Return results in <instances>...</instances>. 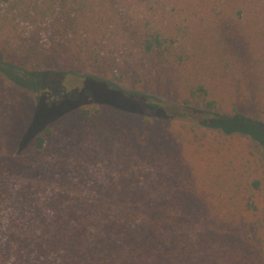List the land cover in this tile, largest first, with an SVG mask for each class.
I'll return each instance as SVG.
<instances>
[{
  "label": "trees",
  "instance_id": "16d2710c",
  "mask_svg": "<svg viewBox=\"0 0 264 264\" xmlns=\"http://www.w3.org/2000/svg\"><path fill=\"white\" fill-rule=\"evenodd\" d=\"M72 77L140 101L109 142L147 172L120 170L80 203L51 198L10 224L0 264H264V0H0V205L52 134H18L7 113L26 92L38 113ZM84 102L81 117L102 115Z\"/></svg>",
  "mask_w": 264,
  "mask_h": 264
},
{
  "label": "rangeland",
  "instance_id": "374dc122",
  "mask_svg": "<svg viewBox=\"0 0 264 264\" xmlns=\"http://www.w3.org/2000/svg\"><path fill=\"white\" fill-rule=\"evenodd\" d=\"M120 45L110 43L111 59L122 58ZM78 81L72 77L62 84L63 87L51 85L42 95L41 110L36 114L34 92H26L24 104H16L11 115L7 113V121L18 127V134L31 123L35 126L44 123L52 134L46 138L44 147L32 154L38 155L36 170L20 172L4 194L0 205V240L2 238L3 243L10 235V224L47 213L51 198L60 197L64 205L80 203L98 197L120 170H133L141 176L147 172L140 163L131 162L127 166L126 160L111 150L109 134L111 121L118 114H137L132 110L141 107L140 101L121 99V103L112 98L110 92L79 87ZM85 98L102 108L99 118L87 120L80 116L77 105L85 104ZM142 108L147 111L144 106ZM2 134L5 139L7 134L5 131Z\"/></svg>",
  "mask_w": 264,
  "mask_h": 264
}]
</instances>
